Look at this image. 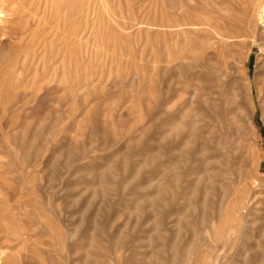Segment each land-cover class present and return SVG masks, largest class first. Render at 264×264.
Segmentation results:
<instances>
[{"label":"rangeland","instance_id":"374dc122","mask_svg":"<svg viewBox=\"0 0 264 264\" xmlns=\"http://www.w3.org/2000/svg\"><path fill=\"white\" fill-rule=\"evenodd\" d=\"M249 1L2 0L0 264H264Z\"/></svg>","mask_w":264,"mask_h":264},{"label":"bare ground","instance_id":"6f19581e","mask_svg":"<svg viewBox=\"0 0 264 264\" xmlns=\"http://www.w3.org/2000/svg\"><path fill=\"white\" fill-rule=\"evenodd\" d=\"M7 1H8V0H7ZM14 1H17V0H14ZM52 1H53V3L55 4V6H56L57 3H59V2H58L59 0H58V1H57V0H52ZM56 1H57V2H56ZM252 1H253V0H252ZM0 2H1L0 5H2V0H1ZM19 2H20V0H19ZM75 2H76V1H75ZM204 2H205V1H204ZM238 2H239V1H238ZM243 2H244V5H245V1H243ZM248 2H250V1L248 0ZM257 2H258V1H257ZM12 3H13V2H11V4H12ZM16 3H17V2H15V5H16ZM21 3H22V1H21ZM253 3H254V1H253ZM3 4H4V2H3ZM5 4H6V3H5ZM19 4H20V3H19ZM54 4H53V5H54ZM204 4H205V3H204ZM212 4H213V3H212ZM240 4H241V3H240ZM7 5L10 6L9 3H8ZM7 5H6V6H7ZM13 5H14V4H13ZM202 5H203V4H202ZM206 5H207V4H206ZM249 5H250V4H249ZM256 5H257V4H256ZM263 5H264V4H263ZM204 6H205V5H204ZM207 6H208V5H207ZM213 6H214V5H213ZM240 6H242V4H241ZM260 6H261V5H260ZM10 7H11V6H10ZM10 7H9V8H10ZM18 7H22V6L18 5ZM197 7H198V6H197ZM208 7H209V6H208ZM208 7H207V8H208ZM11 8H12V7H11ZM13 8H14V7H13ZM238 8H240V7H238ZM243 8H247V7H246V6H245V7L243 6ZM17 9H18V8H17ZM17 9H16V10H17ZM19 9H20V8H19ZM105 9H106V8H105ZM203 9H204V8H203ZM205 9H206V8H205ZM216 9H217V6H216ZM252 9H253V8H252ZM252 9H251V10H252ZM16 10H14V11H16ZM186 10H187V9H186ZM239 11H240V10H239ZM247 11H249V10H247ZM18 12H19V11H18ZM186 12H187V11H186ZM240 12H241V11H240ZM14 13H15V12H14ZM213 13H214V12H213ZM213 13H210V14H213ZM17 14H18V13H17ZM184 14H185V12H184ZM263 14H264V9H263ZM18 15H19V14H18ZM231 15H233V14H231ZM250 15H252V14H250ZM5 16H6V11H5L4 8H2V7L0 6V19H1V20H4V17H5ZM13 16H14V15H13ZM21 16H22V15H21ZM21 16H20V18H22ZM200 16H201V15H200ZM209 16H210V15H209ZM211 16H212V15H211ZM242 16H243V15H242ZM14 17H15V16H14ZM207 17H208V16H207ZM248 17H249V16H248ZM16 18H17V17H16ZM228 18H230V16H229ZM235 18H236V17H235ZM241 18H243V17H241ZM232 19L234 20V18H232ZM239 19H240V18H239ZM244 19H245V18H244ZM244 19H243V20H244ZM261 19H262V18H261ZM224 20H225V19H224ZM236 20L239 22L238 18L235 19V21H236ZM240 20H241V19H240ZM243 20H242V21H243ZM191 21H192V20H191ZM204 21H205V20H204ZM215 21H216V20H215ZM242 21H241V22H242ZM249 21H250V20H249ZM4 22H5V21H4ZM188 22H189V21H188ZM217 22H218V21H217ZM220 22H221V21H220ZM220 22H219V23H220ZM241 22H240V23H241ZM245 22H246V21H245ZM200 23H201V22H200ZM205 23H206V22H205ZM240 23H239V24H240ZM243 23H244V22H243ZM19 24H20V23H19ZM190 24H191V23H190ZM215 24H216V23H215ZM224 24H225V23H224ZM244 24H245V23H244ZM20 25H21V24H20ZM186 25H187V24H186ZM205 25H209V24H205ZM210 25H211V24H210ZM232 25H233V24H232ZM236 25H237V24H236ZM245 25H246V24H245ZM247 25H248V24H247ZM7 26H8V25H7ZM187 26H188V25H187ZM240 26H241V25H240ZM0 27H1V26H0ZM18 27H20V26H18ZM205 27H208V28H209V26H205ZM218 27H219V26H218ZM233 27H234V26H233ZM244 27H245V26H244ZM4 28H5V27H4ZM7 28H8V27H7ZM16 28H17V27H16ZM20 28H21V27H20ZM190 28H191V26H190ZM211 28H212V27H211ZM222 28H224V27H222ZM234 28H235V27H234ZM250 28H251V27H250ZM18 29H19V28H18ZM22 29H23V28H22ZM22 29H21V30H22ZM195 29H196V28H195ZM197 29H198V28H197ZM203 29H204V28H203ZM242 29H245V28H242ZM189 30H190V29H189ZM208 30H209V29H208ZM211 30H212V29H211ZM19 31H20V30H19ZM23 31H25V30H22V32H23ZM190 31H191V30H190ZM244 31H245V30H244ZM2 32H3V31H2ZM191 32H192V31H191ZM206 32H207V30H206ZM239 32H240V31H239ZM242 32H243V31H242ZM210 33H211V31H210ZM215 33H216V32H215ZM260 33H261V35H260V36H261V37H260L261 40H260V41H262V42L264 43V30L261 31ZM207 35H208V34H207ZM208 36H209V35H208ZM260 43H261V42H260ZM261 44H262V43H261ZM180 46H181V45H180ZM262 46H263V45H262ZM239 50H240V49H239ZM179 51H180V49H179ZM176 53H177V52H176ZM185 54H186V53H185ZM176 56H177V55H176ZM191 56H192V55H191ZM10 57H11V56H10ZM9 60H10V59H9ZM177 60H179V59H177ZM177 60H176V61H177ZM190 60H192V59H190ZM234 60H235V59H234ZM180 61H181V60H180ZM225 61H226V60H225ZM235 61H236V60H235ZM181 62H182V61H181ZM184 62H185V61H184ZM184 62H183V63H184ZM177 63H178V62H177ZM235 63H236V62H235ZM239 63H240V62H239ZM10 64H11V63H10ZM227 64H228V63H227ZM222 65H223V64H222ZM236 65H237V64H236ZM238 65H240V64H238ZM27 66H28V65H27ZM27 66H26V67H27ZM229 66H230V65H229ZM10 67H11V65H10ZM30 67H31V66H30ZM25 69H26V68H25ZM6 70H7V69H6ZM226 70H227V68H226ZM230 72H231V71H230ZM0 73H1V72H0ZM25 73H26V72H25ZM239 73H240V71H239ZM243 73H244V71H243ZM220 74H221V73H220ZM229 74H231V73H229ZM241 74H242V73H241ZM1 75H2V74H1ZM3 75H4V74H3ZM224 75H225V74H224ZM239 75H240V74H239ZM241 76H242V75H241ZM229 77H230V76H229ZM1 78H2V77H1ZM231 78H232V77H231ZM224 79H225V78H224ZM2 80H3V79H2ZM2 80H1V81H2ZM225 80H226V79H225ZM243 80H244V79H243ZM230 81H231V80H230ZM10 82H11V81H10ZM67 83H68V82H67ZM69 83H70V82H69ZM1 84H2V83H1ZM30 84H31V83H30ZM241 84H242V83H241ZM243 84H244V83H243ZM2 85H3V84H2ZM14 85H15V83H14ZM34 85H35V84H34ZM192 86H193V85H192ZM8 87H9V86H8ZM248 87H250V86H248ZM13 88H14V87H13ZM16 88H17V87H16ZM32 88H33V87H32ZM34 88H36V87H34ZM245 88H246V87H245ZM2 89H3V87H2ZM36 89H38V88H36ZM246 89H247V88H246ZM8 90H9V89H8ZM14 90H15V89H14ZM247 90H248V89H247ZM3 91H4V89H3ZM3 91H1V93H2ZM5 91H6V90H5ZM188 91H189V90H188ZM239 91H240V90H239ZM10 92H11V91H10ZM10 92H9V93H10ZM25 92H26V91H25ZM11 93H12V92H11ZM16 93H17V92H16ZM14 94H15V93H14ZM25 94H26V93H25ZM244 94H245V93H244ZM32 95H33V94H32ZM13 96H14V95H13ZM246 96H247V95H246ZM11 97H12V96H11ZM248 97H249V96H248ZM28 98H29V97H28ZM249 98H250V97H249ZM242 99H243V97H242ZM251 99H253V98H251ZM6 100H7V99H6ZM243 100H244V99H243ZM245 100H246V99H245ZM9 101H10V100H9ZM249 101H250V100H249ZM25 102H26V101H25ZM25 102H24V103H25ZM24 103H23V104H24ZM249 103H250V102H249ZM21 104H22V102H21ZM249 107H250V106H249ZM24 109H25V108H24ZM240 111H241V110H240ZM252 111H253V110H252ZM241 112H242V111H241ZM8 113H9V111H8ZM244 118H245V117H244ZM248 118H249V120H248V119H247V120L249 121V123L251 122L252 125H253V119H252V121H250L251 118H250V117H248ZM243 120H244V119H243ZM8 122H9V120H8ZM211 122H212V121H211ZM8 124H9V123H8ZM8 124H7V125H8ZM246 124H247V123H246ZM6 127H7V126H6ZM252 130H253V129H252ZM250 134H251V133H250ZM248 138H249V137H248ZM252 138H253V137H252ZM26 139H27V138H26ZM23 164H24V163H23ZM25 166H26V165H25ZM19 175H20V174H19ZM0 177H1V176H0ZM231 182H232V181H231ZM263 183H264V182H263ZM263 189H264V188H263ZM260 192H261V191H260ZM234 194H235V192H234ZM254 194H255V193H254ZM263 194H264V193H263ZM16 195H17V194H16ZM252 195H253V193H252ZM15 197H16V196H15ZM252 199H253V198H252ZM254 199H255V198H254ZM259 202H260V201H259ZM258 204H259V203H258ZM21 207H22V206H21ZM258 209H259V208H258ZM259 212H260V210H259ZM248 223H249V222H248ZM263 231H264V230H263ZM25 234H26V233H25ZM241 246H242V245H241ZM242 248H243V247H242ZM251 256H253V254H252ZM260 257H261V256H260ZM258 259H259V258H258ZM263 263H264V262H263Z\"/></svg>","mask_w":264,"mask_h":264}]
</instances>
